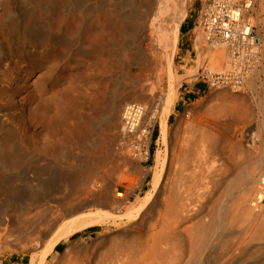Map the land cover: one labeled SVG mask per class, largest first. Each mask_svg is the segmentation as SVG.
Masks as SVG:
<instances>
[{
    "label": "rangeland",
    "instance_id": "1",
    "mask_svg": "<svg viewBox=\"0 0 264 264\" xmlns=\"http://www.w3.org/2000/svg\"><path fill=\"white\" fill-rule=\"evenodd\" d=\"M6 1L7 2L2 0L0 2V38L2 39L1 36H3V39H0V49L1 45H3V54H5L4 57H2V62L4 63H0V111L4 113V115L0 113V120L4 128L1 132L2 134L0 133V161L4 164L2 173L12 172V174L15 175L16 188L15 190H10L0 187V264H30L32 255L38 254L41 248L39 245L37 247L33 244L32 238L38 234L37 232H39V230L42 231L41 227H46L43 221V226L39 224V221L42 218L50 220L51 217H55L54 215H56L57 212H59L58 214L62 213V210L67 207L66 200L68 202L74 197L73 195H69V192H65V196L60 193V195L55 194L57 195L55 198H50L48 195L54 194L55 187L56 189L64 191L66 186H69L67 185L68 182L70 183L72 181L76 184H72V182L68 188L69 190L71 185L77 187L76 189H78L79 186L81 193L85 188L89 191V188L92 186L93 188L90 189L91 192L96 190L93 194L99 197L102 195L103 191L105 192L107 189L109 191L110 189L109 192H105L107 195L105 196V194H103L104 197L101 196L100 199L110 196L113 200L116 196V198H121L122 196L124 201L119 206H113L111 204L112 207L106 204L103 206H101V204L93 206L90 196L88 197V191L82 194L79 193V195L76 196L77 199L74 201L78 202L79 200L82 203L86 201L85 203L89 205L86 208L84 207L82 213L100 210L112 216H108V219L106 218L102 226H93L84 229L75 233L68 241L60 243L56 248V254H62L68 244L74 243L78 239L87 237L95 238L97 234H101L102 232H106L104 235L110 237L108 238L110 241L113 240L112 244H118L116 241L120 243L124 239L126 240H124L125 242H128L130 239L134 240V238L135 240L137 239V241L140 239L141 241H143V239L145 241L152 232H158V221L161 218L160 215L163 212L162 209H164V201L167 196V193H165L166 191L163 189L151 202L150 208L148 207L147 210L135 220H127L124 217V213L132 202L150 189L156 153L159 151L162 156L165 155L164 158L170 163L169 161L178 153L179 144H181L180 142L185 138L184 136L189 135L190 131L193 129V125L194 127L196 126L195 129H198L197 125L205 119L204 115L205 117L210 116V121H212V119L218 121L217 124L219 126H210V135H212V137L215 136L214 138L219 137L220 140L223 139L221 143L223 147L225 145L228 152L233 150L232 152L240 153L241 151L239 150L243 147L242 152H245V149H247V151L249 149L251 152L254 151V149L246 145L249 143V137L254 135L253 130L256 128V125L261 123L262 117H260V114L255 108V102L254 99L251 98V93L248 92V82H245L241 90L234 91L225 87H213L207 81L206 77H204L209 69L212 74L219 72L212 68L210 63L211 60L209 61L206 58L208 51L210 50V52H213L216 49H223V47L221 48L220 46H218V48L216 46L210 47L205 42L202 30L199 27L201 10L212 0L187 1L185 16H188L194 21V26L191 32L183 37V41L187 39V44L189 43L190 45L187 46L184 44L182 48L177 44V51L174 56V79L170 80L168 77H165L162 80H157V78L154 77H146V72H141V70H138L136 67L125 70L123 65L125 59L122 57V46L125 37L121 25H118L115 36L117 42L116 52L108 57L99 58L100 61L98 59L96 60V64H93V67L89 70V73L92 74V79L89 83L84 81V73L81 67L83 60L81 57L70 58L64 56L57 62H51L44 48L36 50V48L27 47L29 42L28 39H26L27 37L16 32L12 27L13 22L16 21L17 18L20 20V18L29 13L32 20L41 24L44 28L50 27L54 32H58L63 27L67 35L71 36L73 35L71 28L78 25L80 21L75 17L76 12L55 15L49 3L34 5L27 2V0ZM252 1L253 4L248 11V17L251 23L257 27L258 31L264 34V0ZM3 2H5L6 5ZM104 16L105 12L98 8L95 14V22H100ZM180 32L179 36L181 37ZM10 33H12V36L9 35ZM198 37L200 38V43L206 48V53L204 54H201L195 48L194 41ZM184 48L189 49L187 57L183 55L186 53ZM262 56L263 58H261L262 60L258 70H264V49ZM93 69H95L94 72L96 73L93 72ZM93 73L96 76L93 75ZM142 88L145 89V94L149 98V111L147 116L151 117H146L144 125L146 124V128L153 133V139H149V141L147 138L145 139L146 150L150 145L149 158L148 156L146 157L145 154L142 156L135 154V152L128 153L126 151V145L124 143H119L120 137L117 135L118 128L116 129V127L119 126L118 123L120 121L118 123L116 121L119 120V116H117L116 119L111 116L112 107L114 105L121 107V111L125 105L130 103L135 104L134 97L138 90ZM133 91L134 93L132 94ZM171 91L175 93L176 99L168 119V141L166 145H163L159 139L160 118L158 110L163 106V102L167 98L166 96H168ZM208 96H210V104H212L210 105V109L215 115H212L211 111L210 115H206L204 111L196 106L199 100ZM219 104L220 106L222 104L224 105H222L221 108L226 105V108L230 106L233 108L236 107L234 108L235 111L236 109L242 110L248 107L251 111L250 117L242 118V116L240 117L239 115H233L232 117L228 114H223V116L225 115L223 117L222 113L218 111L221 109L219 108L220 106L217 107ZM230 109L228 108V110ZM8 112H11L9 113L10 115ZM111 118L114 120L109 121ZM176 121L184 122L183 126L178 131L174 129V126L176 127L177 125ZM260 137L263 139V135H260ZM140 143L138 148H141ZM237 144H243V147L237 148ZM232 146L236 147L237 150L231 148ZM258 151L262 152L264 150L259 149ZM174 152L175 154L172 156ZM170 165H168V167L172 168L171 163ZM86 167L89 168L87 171L96 170L99 172L97 174V179L93 178V180L86 176L89 172H84ZM168 167L166 166V168ZM169 169L166 170L170 173L172 169ZM143 170H147L144 178L143 175H141ZM138 171L140 172L139 174ZM168 171L164 174L165 179L168 178ZM79 173L81 176L78 175ZM107 173L110 174L108 175ZM66 177L69 180H67ZM53 179H59L60 183H58V180L54 181ZM85 181L87 187L85 184L81 185L82 182L85 183ZM97 181L98 183H96ZM51 184L56 186H52ZM39 185L48 188H45L48 190L46 191V196L37 199L38 201H27L26 204L24 203L17 206L18 200L22 198L25 199L27 196L34 194ZM80 185L83 186L82 190L80 189ZM93 189L94 191H92ZM21 190L22 194L20 193ZM111 190H114L112 192L113 194ZM108 193L111 195H108ZM18 194L22 197L20 198ZM114 194H116V196ZM164 194V197L161 196ZM111 199L109 201H111ZM8 202L13 203V205H11L12 207L9 206L8 208L6 206ZM58 204L64 208L58 206ZM152 222H154L153 225H151ZM38 224L40 227L37 231L35 229L38 228ZM145 236L147 239L144 238ZM130 241L128 243H130ZM97 248L95 249L96 252H94V255L91 257V259L93 258L91 263L106 264L104 259L105 255H103V252L106 250L104 251L102 247ZM209 253L210 248L205 251V254ZM48 262L52 264L51 256L48 258Z\"/></svg>",
    "mask_w": 264,
    "mask_h": 264
},
{
    "label": "bare ground",
    "instance_id": "2",
    "mask_svg": "<svg viewBox=\"0 0 264 264\" xmlns=\"http://www.w3.org/2000/svg\"><path fill=\"white\" fill-rule=\"evenodd\" d=\"M187 1L188 0H27V2L34 5L49 3L55 15L76 12L75 17L80 20L79 24L71 28L73 35L69 36L63 27L58 32H54L50 27L44 28V26L38 22L33 21L31 15L28 13L20 18V20L17 18V20L13 22L12 27L16 32L27 37L26 39L29 41H27V47L36 48V50L44 48L51 62H57L64 56L70 58L81 57L83 60L81 67L84 73V81L89 83L92 79V74L89 73V70L93 67V64H96V60L98 59L100 61L99 58L108 57L116 52V29L118 25H121L125 37L122 46V57L125 59V63L123 62L124 69L128 70L132 67H136L138 70L140 69L141 72H146V77H154L157 78V80L168 77L172 80L175 78L174 56L177 51L180 26L186 15ZM5 2L7 1L5 0ZM5 2L3 3L5 4ZM98 8L105 12L104 18L101 19L100 22L98 21L99 24L95 22V14ZM9 35L12 36V33ZM1 37L3 39V36ZM260 37L262 38L263 52L264 34L261 32ZM194 45L198 52L201 54L206 53V48L200 43L199 37L195 39ZM216 47L218 48V46ZM220 47L222 48L223 46ZM224 48L225 47H223V49H216L213 52L209 50L206 55V58L209 61L211 60L210 63L212 68L219 71L216 73L227 71L230 66V54L228 49ZM3 50L4 46L1 45L0 63L3 60L2 57L5 55L3 54ZM261 58H263V56H261ZM258 68L254 69L245 81L253 85V87L255 86L256 75L259 72V70L257 72ZM94 70L95 69H93V72ZM94 73L93 75H95ZM208 73H212L210 69ZM249 86L250 85L247 87ZM250 88L252 87L250 86ZM133 93L134 91L132 94ZM251 96H253V94ZM166 97L163 106L158 110L160 118L159 139L163 145H166L168 141V119L176 95L171 91ZM224 99L226 98L224 97ZM134 101L136 102L135 104H127L121 111V107L114 105L111 112L112 118L116 119L117 116H119V120H115L117 123L120 121L118 123L119 126H117L116 123V129L118 128L117 135L120 137L119 143H124L126 145L125 148L128 153H133V149L130 147L131 144L134 146L135 144L139 145L141 142V148L143 149L144 146L146 147V143L144 144L138 139V136L141 137L142 134L146 132V138L149 141L152 135L151 131L146 128V124L144 125L149 111V98L145 94V89L142 88L138 90L134 97ZM210 105H212L210 104V96L196 103V106L204 111L206 115H210ZM254 105L258 109L262 120L253 130L254 135L252 134L253 136L249 137V143H246L247 147L249 146V148L254 149L252 152L251 150L249 151V149L248 151L245 149L246 151L242 152L244 148L243 144H237V148L243 147L239 150L241 151L240 153L238 151H236L238 153L232 152L233 150L228 152L225 145L223 147L221 143L223 139L220 140L219 137L214 138L215 136L212 137V135H210V126H219L217 124L218 121L214 119L210 121V116L205 117L204 115L205 119L202 121L200 120L201 122L197 125L198 129H195L196 126L194 127L193 125L192 132L190 131L187 136L183 135L185 138L182 139L180 142L181 144H179L178 153L175 156H173V154H175L176 151L174 150L175 152L172 153L174 158L172 157L173 159L171 158L172 160L170 159L171 161H169L172 164V168L168 167L170 163L164 158V154V156H162L159 151L156 153L150 189L132 202L124 213V217L127 220H135L151 206V202L162 189L166 191L165 193H167V196L164 201V209H162V214L160 213L161 218L157 226L158 232H152L148 239L146 237L148 235H146L144 238L147 240L145 241L144 239L143 241H141V239L137 241V239L135 240L134 238V240L130 239L132 241L129 240L130 243H128L129 241L125 242L126 240L124 239V242L121 241L119 243V241H116L118 244H112L113 240L110 241V239H108L110 237L104 235L106 232H102L101 234H97L95 238L87 237L78 239L74 243L68 244L62 254H56V248L60 243L68 241L75 233L84 229L93 226H102L106 218L112 215L100 211L99 209V211L82 213L84 207L86 208L89 205L85 203L86 201H83V203L79 200L78 202L74 201L77 199L76 196L80 193L78 185L81 181L79 176L78 179L80 182L76 185L78 189H76L77 187L74 185H71L70 190L68 189L73 181L70 183L68 182V187L65 184L66 189H64V191L56 189L55 187L54 194L48 193L50 198H55L57 196L55 194L59 193L64 195L65 192H69V195H73L75 198L73 197V199H70L68 202L66 200L67 207L62 210V213L58 214L59 212H57L58 215H54L55 217H51L50 220L42 218L43 220H40L41 223L39 221V224H42L43 221L46 227H41L42 231L39 230V232H37L38 234H34L35 236L32 238L33 244L37 247L39 245L41 248L38 254L32 255L30 264H49L48 258L50 256L52 257V264H92L91 261L93 258L91 259V257L94 255V252H96L95 249L97 247H102L104 251L106 250L103 252L106 264H264V151H258L259 149L264 150V101L259 100V102H256ZM219 106L220 104L217 107ZM221 106L219 108H221ZM226 106L223 107L224 109L221 108V111L218 110L219 113H222V116L223 114H228L232 117L233 115H239L240 117L242 116V118L250 117L251 111L248 107L242 110L236 109L235 111L234 108L236 107L233 108L229 105L230 107L228 108L232 109L228 110ZM0 113H3V111H0ZM9 113L11 112H8V114ZM211 114L213 115L214 113L212 112ZM112 118L109 119V121L114 120ZM183 124L184 122L178 121L174 129L176 131L180 130ZM3 129L0 120V133ZM260 135H263V139H261L262 137H260ZM145 141L146 140H144V142ZM233 146L231 148L236 149V147ZM3 165L2 161H0V187L15 190V175H13L12 172L2 173L4 169ZM166 166L168 168H166ZM87 169L89 168L86 167L85 173ZM166 169L172 170L169 173ZM166 171H168V178L165 179L164 174L167 173ZM98 173L99 172L96 170H90L86 176L90 179H97ZM139 173L138 171V174ZM146 173L147 170H143L141 174L143 178L146 176ZM78 175H80V173ZM57 180L59 181V179ZM67 180L69 179L67 178ZM98 181L96 183H98ZM58 183H60V181ZM72 184L76 183L73 182ZM84 184L86 186V181L85 183L82 182L81 185ZM82 187L83 186L80 188L81 190ZM45 188V186L41 187L39 185L34 194L27 196L25 199L22 198L18 200L17 206L24 203L26 204L27 201L32 202V200L35 201L46 196V191H48L46 189L48 188ZM91 188L93 187L91 186L89 191L85 188L80 194L88 191V197L90 196L93 206L96 204H101V206L105 204L108 206L110 204L119 206L124 201L122 196L121 198H116V194H114L116 197L114 196L115 198L113 200L109 196L111 201H109L110 199L108 196L100 199L101 196L104 197L103 194H105V192L107 193L108 189L105 192L103 191L102 195L98 197L93 194L96 190L94 191L93 189L92 191L94 192H91ZM113 191L111 190V193ZM20 193L22 194V190ZM106 195L107 194H105V196ZM108 195L111 194L108 193ZM161 196L164 197L165 194ZM11 205H13V203L8 202L6 206L9 208ZM111 205L110 207H112ZM58 206L61 205L58 204ZM153 223L154 222H152L151 225H153ZM39 224L37 226L38 228L35 229L37 231L40 227ZM41 226H43V224ZM208 248H210V253L205 254Z\"/></svg>",
    "mask_w": 264,
    "mask_h": 264
},
{
    "label": "built area",
    "instance_id": "3",
    "mask_svg": "<svg viewBox=\"0 0 264 264\" xmlns=\"http://www.w3.org/2000/svg\"><path fill=\"white\" fill-rule=\"evenodd\" d=\"M252 0H212L206 4L199 16V27L205 42L210 46H223L230 54V66L221 73H206L207 81L213 87H225L235 91L240 90L250 75L258 68L262 56V38L257 27L248 17ZM147 133L138 136L144 144ZM153 139V133L151 135ZM152 143V142H151ZM150 143V144H151ZM137 155L145 154L149 158L150 145L131 144ZM149 149V150H148Z\"/></svg>",
    "mask_w": 264,
    "mask_h": 264
},
{
    "label": "crops",
    "instance_id": "4",
    "mask_svg": "<svg viewBox=\"0 0 264 264\" xmlns=\"http://www.w3.org/2000/svg\"><path fill=\"white\" fill-rule=\"evenodd\" d=\"M185 17L186 18H184V20H183V22L181 24V32H180L181 33V37L179 36L180 38L178 39V45H180L182 48H183L184 44H186L187 46L190 45L189 43L187 44V39H185V41H183V37L187 36L191 32V30H192V28L194 26V21L191 20L188 16H185ZM184 50H186V53H184L183 55H184V57H187V52H189V49H185L184 48ZM257 72H258V69H257ZM258 76H259V78H258ZM262 78H264V70H259L258 74L256 75L255 86L253 87V85L247 84V86L250 85L252 87V88H250V86L248 87V92H250L251 95L253 94V96L255 94L254 97L251 96V98L254 99L255 104H256V102L258 103L259 100L264 101V86H263L264 85L263 84L264 83V79H262ZM256 83H257V85H256ZM257 111H258V109H257ZM260 117H261V115H260Z\"/></svg>",
    "mask_w": 264,
    "mask_h": 264
}]
</instances>
